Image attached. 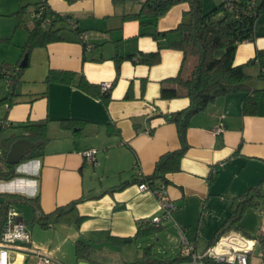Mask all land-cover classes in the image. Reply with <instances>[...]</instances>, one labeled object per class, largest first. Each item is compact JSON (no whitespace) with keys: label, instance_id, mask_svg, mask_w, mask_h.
<instances>
[{"label":"crops","instance_id":"crops-1","mask_svg":"<svg viewBox=\"0 0 264 264\" xmlns=\"http://www.w3.org/2000/svg\"><path fill=\"white\" fill-rule=\"evenodd\" d=\"M38 1L0 0V16ZM261 1L255 0L257 4ZM46 5L65 15L54 26L61 28L62 39L33 48L20 74L16 68L23 60L28 25L21 30L23 41L13 43L11 35H0L10 38L0 43V70L1 64H9L17 73L12 83L0 73V99L10 95L12 100L10 105L0 104V120L11 124L48 120L42 156L20 160L18 176L0 179V210L3 202L6 207L14 206L22 219L24 214L33 221L44 216L38 221L43 227L52 218L66 220L69 226L62 227L67 233L54 241L56 247L40 246L56 262L59 243L69 238L121 244L119 238L135 235L138 221L160 215L156 196L139 190L140 182L133 180L151 174L162 153L180 146L175 124L161 114L180 110L189 100L160 98V81L175 76L179 69L182 52L169 44L179 37L175 29L189 4L177 3L148 23L122 18L138 10L132 0L118 5L112 0H46ZM155 31L160 33L156 37ZM254 32L253 40L237 45L234 65L264 49V12L255 20ZM155 51L160 56L157 63L136 61L141 53ZM116 56L121 58L118 71ZM49 70H65L74 76L70 82L47 83ZM246 73L252 77L251 84L264 87V79L256 78V64L249 65ZM81 77L98 85L110 82L107 103L82 90L78 86ZM127 91L129 97H125ZM243 97V92L220 96L191 117L180 169L167 174L170 183L164 188L176 208L161 225L170 221L175 233L176 227L186 228V237L197 251L200 243V251L208 245L238 196L264 179V90L254 113L242 112ZM63 119L78 122L67 127ZM13 132L11 127L1 129L0 144ZM89 148L97 149L95 165L85 164L83 151ZM122 182L130 183L106 191ZM79 198L83 200L73 210L61 215L55 212ZM24 253L16 254L17 263L22 259L25 263ZM79 264L91 263L87 259Z\"/></svg>","mask_w":264,"mask_h":264},{"label":"trees","instance_id":"trees-1","mask_svg":"<svg viewBox=\"0 0 264 264\" xmlns=\"http://www.w3.org/2000/svg\"><path fill=\"white\" fill-rule=\"evenodd\" d=\"M74 1V0H67ZM129 0H112L114 5L125 3ZM138 3V10L134 13H126L123 19H136L140 23H148L156 20L159 16L165 14L169 8L180 2H187L189 9L183 15V19L177 25L175 31L179 37L170 42V46L182 52V58L179 69L175 76L162 79L160 81V98L173 99L185 97L189 100L186 107L161 114L168 122L175 124L180 146L174 150L162 153L155 161L153 172L149 175H142L134 181L144 182L151 188H162L167 186L170 181L167 178L168 173L176 172L180 169V161L185 154L187 144V129L190 119L193 115L204 111L207 106L220 96L243 92L242 112L254 113L258 106L259 94L264 87H257L251 84L252 77L246 73L249 65L256 64L259 68L257 79H264V49H258L252 59L243 64L234 65L233 58L236 47L245 40H253L255 37L254 24L257 17L264 12V0L257 4L255 0H222L221 3L209 10L203 9V0H132ZM28 6H22L16 13L21 14L23 9ZM42 9V18L33 17L30 27H27V39L22 46V57H28L29 52L38 46L46 45L49 42L62 39L60 27H54L55 24L65 19L64 14L56 13L50 10L45 1H38L33 4V13ZM47 24L42 25V20ZM160 33L154 32L156 37ZM10 38H0V43L9 42ZM85 45V44H84ZM85 47V46H84ZM132 58L133 56H127ZM159 52L141 53L139 62L147 64L157 63L159 61ZM121 58L115 57V67L118 71ZM27 63V62H26ZM0 73L8 75L10 82L15 81L16 69L22 70L20 64L14 68L9 64H1ZM7 68L11 70L7 73ZM15 70V71H14ZM74 76L73 72L65 70H49L45 76V82H70ZM78 86L96 96L98 99L107 103L109 100V90L101 92L98 84L88 82L81 77ZM125 97H129L127 91ZM1 103H12L10 95L0 99ZM4 121V120H3ZM64 126H71L76 119L61 120ZM75 121V122H74ZM8 122V121H7ZM72 122H74L72 124ZM47 119L26 120L20 123L11 124L13 132L7 140L0 144V179H9L18 176L16 171L17 164L6 162V156L11 145L17 140L26 139L36 143L22 157L23 160H30L42 156L43 149L48 139ZM5 127H0V130ZM130 182H122L116 186L108 188L106 191L114 192L123 189ZM31 205L36 209L38 207L32 199ZM82 198L72 200L64 206H59L55 212L58 215L71 211L76 204L82 201ZM264 201V179L255 186L248 188L233 203L228 218L214 232L208 245L214 243L221 234L230 229L241 231L239 224L242 214L246 207H258ZM7 207L2 202L0 210V226L2 225ZM44 216L37 219L39 222ZM81 217L77 219L80 220ZM44 225V224H43ZM161 229V224L151 221H138L135 235L127 238H119L121 244L132 241L140 236L155 235ZM242 232V231H241ZM260 242L264 243V237H259ZM88 244L78 240L75 242V254L79 258H85L87 253H83L81 246ZM83 246V247H85ZM148 255V254H147ZM181 257L178 255L172 259L157 260L147 257L141 264H174Z\"/></svg>","mask_w":264,"mask_h":264},{"label":"rangeland","instance_id":"rangeland-1","mask_svg":"<svg viewBox=\"0 0 264 264\" xmlns=\"http://www.w3.org/2000/svg\"><path fill=\"white\" fill-rule=\"evenodd\" d=\"M220 1L221 0H203V9L209 10L218 5ZM33 4L34 3L29 4L19 15L16 12H11V14H7V16H0V35H3V33H6L7 37L11 35L13 43H17L16 41H23V31L21 30L25 28V24L28 25V27L32 25L33 18L31 13H33ZM16 28L18 30L14 32ZM20 205L22 204L17 205L16 208H19ZM25 217L24 214L23 219L27 220L26 224L31 233L32 247H56L54 241H59L61 239H59V237H63L67 233L63 228L69 226L65 219V221L61 222V220L54 221V218H52L50 223L47 222V226L43 227L38 221H33L31 218ZM169 222L165 224L162 223L161 229L158 230L155 235L140 236L124 244H118L108 240H95L90 242L79 238V240H83L84 243L89 245L87 247L85 245H83L85 247L81 246L83 253H87L85 258H79L75 254V240L69 238V240L59 243L60 251L57 252V258H55L57 261H51L49 264H79L80 260L87 259L91 264H141L147 257L157 260L172 259L179 255L180 249L178 247L177 230L175 233L169 225ZM239 224L242 234L240 232L238 233L246 238L257 240L251 253L252 259L250 264H260V257L264 256V243L260 242L259 239L261 231L264 229V201H262L258 207H246ZM176 229L178 228L176 227ZM202 244L203 243L199 244V252V249L203 246ZM24 255L26 257L24 264H38L39 257L37 255L30 253H24Z\"/></svg>","mask_w":264,"mask_h":264},{"label":"built area","instance_id":"built-area-1","mask_svg":"<svg viewBox=\"0 0 264 264\" xmlns=\"http://www.w3.org/2000/svg\"><path fill=\"white\" fill-rule=\"evenodd\" d=\"M45 1V0H41ZM42 9L32 13V17L42 18ZM47 21L42 20V25ZM85 36L82 35L81 38ZM10 81L8 75L5 76ZM111 87L110 82H102L99 85L101 92H106ZM8 122L0 120V127H7ZM219 127L216 131H220ZM97 149L89 148L83 151L85 164H96ZM222 166V164H220ZM217 168L213 167L212 172H216ZM139 190H147L153 193L158 202L160 215L151 218V222L160 224L171 216L172 211L176 208L174 202L170 199L165 188H151L146 183L138 184ZM178 247L180 249L179 256L181 259L174 264H250L251 253L257 243L256 239H249L241 235L237 229H230L219 236L212 244L207 245L202 251H197L194 243L186 237V228L177 227ZM240 232V233H238ZM261 237H264V229H262ZM31 233L27 229L26 223L23 221L19 212L14 206L8 205L5 216L0 226V264H22L23 260L16 261L18 252H26L37 255L39 257L38 264H49L53 261L40 248L31 246ZM12 254V255H11ZM260 264H264V256L260 257Z\"/></svg>","mask_w":264,"mask_h":264},{"label":"water","instance_id":"water-1","mask_svg":"<svg viewBox=\"0 0 264 264\" xmlns=\"http://www.w3.org/2000/svg\"><path fill=\"white\" fill-rule=\"evenodd\" d=\"M20 66H26V57L23 58ZM34 145H36V143H32L26 139L17 140L11 145L6 157V162L10 164H18L27 151L30 150V148Z\"/></svg>","mask_w":264,"mask_h":264}]
</instances>
